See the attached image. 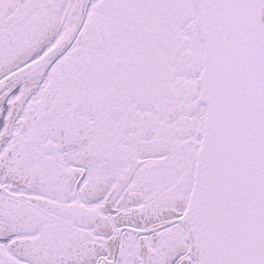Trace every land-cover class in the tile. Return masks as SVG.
<instances>
[{"label":"snow or ice","instance_id":"snow-or-ice-1","mask_svg":"<svg viewBox=\"0 0 264 264\" xmlns=\"http://www.w3.org/2000/svg\"><path fill=\"white\" fill-rule=\"evenodd\" d=\"M0 264H264V0H0Z\"/></svg>","mask_w":264,"mask_h":264}]
</instances>
